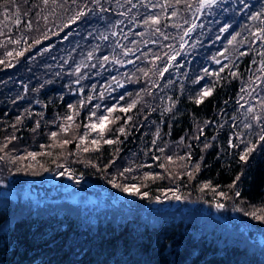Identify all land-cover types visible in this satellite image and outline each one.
<instances>
[{"label":"trees","instance_id":"16d2710c","mask_svg":"<svg viewBox=\"0 0 264 264\" xmlns=\"http://www.w3.org/2000/svg\"><path fill=\"white\" fill-rule=\"evenodd\" d=\"M130 1L0 0V153L22 167L68 130L72 153L59 154L56 170L119 191L131 179L150 200L173 189L186 199L220 190L257 215L250 231L257 242L235 240L224 223L197 212L149 205L91 217L65 208L33 213L0 196V264H264L257 240L264 235V32L254 26L264 31L263 1L236 0L228 15L203 16V26L196 20L203 0H159L157 11ZM131 18L150 38L128 63L130 38L110 46L98 38ZM220 50L228 62L211 68ZM111 76L123 86L106 92L102 82ZM76 80L81 94H73ZM247 97L255 105L249 134L240 111ZM94 112L113 119L110 131L85 133Z\"/></svg>","mask_w":264,"mask_h":264},{"label":"rangeland","instance_id":"374dc122","mask_svg":"<svg viewBox=\"0 0 264 264\" xmlns=\"http://www.w3.org/2000/svg\"><path fill=\"white\" fill-rule=\"evenodd\" d=\"M132 1H130V4ZM235 1L236 0H203L196 19L198 20V25L203 26V23H200L203 16L214 19L216 17V11L218 10H222L225 15H228V5L232 4L236 6ZM262 1L263 3H260L259 7L264 10V0ZM139 2H143L146 11L150 9L157 11V3L159 4L160 1L139 0ZM245 2L247 4L246 0ZM134 3L136 5V2ZM241 3L243 5L244 0H242ZM247 6L250 5L248 4ZM160 8L162 11L170 14L176 13L171 7L162 6ZM136 9L140 10L138 5H136ZM255 15L260 16V13L256 11ZM262 15H264V12H262ZM252 19L256 22L258 21V17H253ZM123 20L126 19H120L118 21L119 26L117 30L114 31V34H108L106 31V35L98 39L102 41V44L110 46V42L127 41L130 38L129 48L128 45H125V48H128L126 59L129 63L140 58L142 53L140 46H145V44H147L146 41L148 40L144 38H150V33H148L150 30L148 28V31L141 30L139 22L133 18L129 19L130 22L124 24L122 28L121 24ZM261 21L263 25L264 19ZM254 26L256 28V33L264 32L257 28L256 24ZM229 27L230 24L225 21L217 34L218 38H225V31H227ZM74 36L78 35L74 34ZM188 37L189 35L184 38ZM64 38H67V36ZM187 42L188 40H186V43ZM222 43L225 49L228 45V40L224 39ZM13 51H15V48ZM20 52L21 51L18 50L16 54L12 53L13 56H11L8 61L11 63V60L13 62L15 59L17 60L19 56L22 55V52ZM118 56L121 55L118 53ZM227 58L228 54L225 55L224 52L220 50L218 52V57H213L208 60L209 64L207 65L215 69H220L228 62ZM102 86L104 91L113 92L116 88L123 86V82L116 76H111V78L102 82ZM72 91L73 94L78 91L82 93L84 91V84L76 80ZM255 97L256 94L253 93V98ZM245 103L246 106H241L240 110L242 112L243 122L246 121L245 125L242 124V128H247L246 133L249 134L251 131V126H249L251 125L250 112L254 110L255 105L250 97L245 98ZM235 110L236 114L233 116L234 119L238 116L239 111L237 108H235ZM96 116L97 112H94V115L87 120L84 126L85 133L97 135L101 130L105 133L106 130L110 131V129H112L114 125H112V123H114L112 118H107L104 115ZM69 133L71 132L68 130L56 133L54 136L56 143L53 149L48 153H41L39 156H36L34 161L30 158L31 160L26 162L27 164L22 165V167L16 166L15 162H13V165H10L7 159L3 158L0 153V196L14 201L17 204V210L22 209L23 211H33V213H43L65 208L73 212L74 215H78L82 212L90 217L96 212H102L104 210L103 208H106L107 211L117 208L125 209L126 213L132 210H137L139 213L148 212L149 210L147 209L150 208H147V206L150 205L152 208V204L158 202L160 204L157 209L152 210H173L178 214L196 212L204 215L206 214L209 219H217L224 223L227 233L233 236V239L240 242L241 239L245 240L250 243L251 247V242L256 241L255 234H250V231L253 232L255 228L258 229L255 227L256 225L251 223V220L257 217V215L255 213H246L232 197L220 196V190L211 194L197 191L191 199H186L180 197V195L183 194L180 190L176 191L173 189V191L165 193L164 197L150 200V198L144 197V194L140 192L139 185L131 179L125 181L126 186L124 190L119 191L117 188L113 190L109 189L105 184L98 182L94 176H85L82 173L75 174L68 167H65L61 171L56 170L58 165H56L54 161L56 158H60L59 154L61 153V158H64V155L69 156L72 153L71 151L68 152L72 144L70 139H73V135ZM107 136L108 135L105 134V137ZM108 140L111 141V138H108ZM25 150L27 151L26 153H29L27 148ZM30 151L33 152L32 150ZM22 156L26 155L24 154ZM24 171H26L25 177L20 178L19 176ZM57 178H59V182L54 183ZM96 178L98 179V177ZM64 180L71 182L72 189H67L68 185L63 183ZM178 200H180V203L176 204Z\"/></svg>","mask_w":264,"mask_h":264},{"label":"water","instance_id":"95a60500","mask_svg":"<svg viewBox=\"0 0 264 264\" xmlns=\"http://www.w3.org/2000/svg\"><path fill=\"white\" fill-rule=\"evenodd\" d=\"M80 93H81V92H80ZM58 182H59V178H57V179L54 181V183H58ZM63 183H64L65 185H68V186H67V189H68V190L72 189V185H71V182H70V181L64 180ZM179 203H180V200H178L176 204H179ZM159 204H160V203H158V202L153 203L152 208L157 209V207H158ZM257 236H258V240H259V242H260L262 245H264V235H263L262 233H258Z\"/></svg>","mask_w":264,"mask_h":264}]
</instances>
